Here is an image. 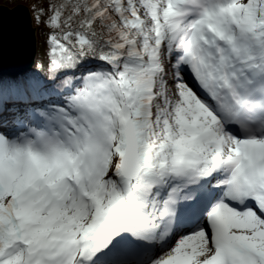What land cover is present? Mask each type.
<instances>
[{
  "label": "snow or ice",
  "instance_id": "1",
  "mask_svg": "<svg viewBox=\"0 0 264 264\" xmlns=\"http://www.w3.org/2000/svg\"><path fill=\"white\" fill-rule=\"evenodd\" d=\"M0 31V264H264V0H40Z\"/></svg>",
  "mask_w": 264,
  "mask_h": 264
},
{
  "label": "water",
  "instance_id": "2",
  "mask_svg": "<svg viewBox=\"0 0 264 264\" xmlns=\"http://www.w3.org/2000/svg\"><path fill=\"white\" fill-rule=\"evenodd\" d=\"M32 13L25 4L8 6L0 4V31L6 45L16 43L21 50V62L28 64L36 59L37 35Z\"/></svg>",
  "mask_w": 264,
  "mask_h": 264
},
{
  "label": "trees",
  "instance_id": "3",
  "mask_svg": "<svg viewBox=\"0 0 264 264\" xmlns=\"http://www.w3.org/2000/svg\"><path fill=\"white\" fill-rule=\"evenodd\" d=\"M37 2H40V0H0V4L8 5L11 7L16 6L18 4H25L30 8V10H31L32 5ZM33 24L37 28L34 20H33ZM37 39L39 43V50H38L36 59H38L42 55L43 49H44L45 34L41 28H37Z\"/></svg>",
  "mask_w": 264,
  "mask_h": 264
},
{
  "label": "rangeland",
  "instance_id": "4",
  "mask_svg": "<svg viewBox=\"0 0 264 264\" xmlns=\"http://www.w3.org/2000/svg\"><path fill=\"white\" fill-rule=\"evenodd\" d=\"M37 33V32H36ZM38 50H39V43H38V41H37V52H36V54L38 53Z\"/></svg>",
  "mask_w": 264,
  "mask_h": 264
}]
</instances>
